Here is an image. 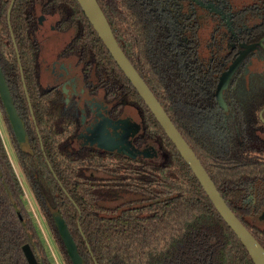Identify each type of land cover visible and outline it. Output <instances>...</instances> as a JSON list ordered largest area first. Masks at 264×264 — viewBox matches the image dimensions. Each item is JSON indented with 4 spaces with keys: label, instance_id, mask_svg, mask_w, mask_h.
<instances>
[{
    "label": "trees",
    "instance_id": "trees-1",
    "mask_svg": "<svg viewBox=\"0 0 264 264\" xmlns=\"http://www.w3.org/2000/svg\"><path fill=\"white\" fill-rule=\"evenodd\" d=\"M248 1L97 0L123 52L227 205L264 247V124L258 117L264 106V79L254 74L243 96L238 95L243 93L238 84L229 88L225 110L211 89L218 66L225 69L229 64L225 52L231 31L226 20H245L251 10ZM9 2L0 0V46L13 53L6 20ZM40 5L59 12L66 22H78L75 41L93 51L96 64L108 70L114 97L126 90L127 102L141 116L143 134L156 142L162 155L159 160H135L115 152L80 150L74 156L45 143L47 165L38 144L36 153L18 152L64 264H254L77 0H14V35L24 39L32 32V16ZM205 49L221 53L222 64L206 61L210 55ZM0 107L4 113L1 101ZM49 108L48 102L47 112ZM22 193L0 137V264H28L24 243L38 264H51ZM58 218L74 240L79 263L67 252Z\"/></svg>",
    "mask_w": 264,
    "mask_h": 264
},
{
    "label": "flooded vegetation",
    "instance_id": "flooded-vegetation-1",
    "mask_svg": "<svg viewBox=\"0 0 264 264\" xmlns=\"http://www.w3.org/2000/svg\"><path fill=\"white\" fill-rule=\"evenodd\" d=\"M247 6L251 10L245 20L234 23L226 20L231 31L225 52L226 64L242 54L226 85L220 90L226 108L216 96L219 78L224 70L221 65L212 79L214 99L224 110L229 102V88L238 84L239 92L243 91L238 95L243 96L250 87L249 79L254 74L262 75L261 78L264 79V0L248 1ZM253 8H257V11ZM6 20L13 53L9 48L6 51L0 46V70L25 132V139L20 140L0 95L4 108L2 113L0 107V137L7 156V148L2 138L4 134L19 165L18 152L33 154L39 149L49 165L45 143L60 154L64 150L76 156L80 150H84L100 154L115 152L135 160H156L153 152L158 150L159 155L161 151L151 137L143 134L141 116L135 106L127 102L126 90L118 92L119 96L114 97L110 91L112 80L108 70L96 64L93 51L81 48L78 41H75L77 21L66 22V18L60 16L59 12H47L40 5L32 16V32L28 31L22 39L20 33H17L16 37L12 31L10 13L8 18L6 12ZM205 50L202 51V56L206 57L207 53L210 55L206 61L221 60L222 64L221 53L212 50L205 53ZM12 54L15 56L16 65L13 63ZM129 61L131 62L130 59ZM20 86L24 97L20 95ZM263 110L264 106L258 111V117L264 124ZM121 148L132 155L122 153ZM10 164L19 180L11 161ZM21 171L28 183L22 167ZM55 180L59 181L58 177L55 176ZM31 194L34 198L32 190Z\"/></svg>",
    "mask_w": 264,
    "mask_h": 264
},
{
    "label": "water",
    "instance_id": "water-1",
    "mask_svg": "<svg viewBox=\"0 0 264 264\" xmlns=\"http://www.w3.org/2000/svg\"><path fill=\"white\" fill-rule=\"evenodd\" d=\"M13 1L14 0H11L9 3L7 11L8 18ZM77 2L83 10L85 16L91 23L93 29L96 31L97 35L102 40L105 47L108 49L114 61L123 71L125 76L129 79V81L136 89L138 94L141 96V98L144 100L145 104L150 109V111L152 112L155 119L160 124L168 138L173 142L181 157L188 164V166L190 167L193 174L201 184L203 190L207 194L208 198L211 200L212 204L214 205L220 216L223 218L226 224L233 230V232L239 238L241 243L245 246L253 263L264 264V247L257 241V239L252 235V233L247 229V227L240 221V219L227 205L224 198L221 196L218 189L216 188L214 182L210 178L209 174L201 164L199 158L196 156L192 148L183 138L175 124L172 122V120L162 107L161 103L158 101V99L152 93L148 85L145 83L144 79L140 76V74L134 68L132 63L129 61V59L121 49L120 45L118 44L116 38L114 37L112 29L97 0H77ZM241 57L242 54H240L232 62H230L227 68L222 71L219 78V83L216 88V96L220 104L225 108L226 106L220 96V90L226 85L230 74L235 69L238 62L241 60ZM0 95L6 107L7 113L12 121V125L16 135L19 137L20 140H23V138L25 139L24 129L15 112L1 70ZM120 151L127 155H132L129 151L125 149L121 148ZM56 225L72 261L74 263H79L80 257L78 255L76 245L69 230L67 229L65 221L58 218L56 219ZM22 251L28 264H38L34 253L32 252V249L30 248L28 243H24L22 245Z\"/></svg>",
    "mask_w": 264,
    "mask_h": 264
},
{
    "label": "rangeland",
    "instance_id": "rangeland-1",
    "mask_svg": "<svg viewBox=\"0 0 264 264\" xmlns=\"http://www.w3.org/2000/svg\"><path fill=\"white\" fill-rule=\"evenodd\" d=\"M0 129L1 125H0ZM1 134H2V130ZM3 142L5 144V147L7 148V153H8V157L11 161V163H13V167L15 168V171L17 172V175L19 177L20 180V186L22 188V199H23V203L25 205V208L27 209L28 213L31 215L32 219L34 220L36 229L42 239V242L44 244L45 250L47 252V254L49 255V259L51 261V264H64L59 252H58V248L55 245L49 230L47 228V225L45 223L44 217L41 214L39 207L35 201V199L33 198L32 194H31V190L30 187L21 171V167L17 161V159L15 158L14 153L10 150L9 145H8V140L5 136V134L3 135ZM157 150V149H156ZM154 154V158L156 160L161 159L162 155L159 153L158 155V150L156 152H153Z\"/></svg>",
    "mask_w": 264,
    "mask_h": 264
}]
</instances>
